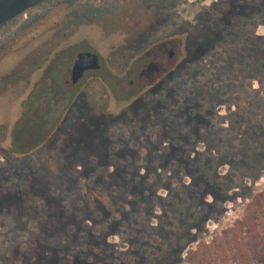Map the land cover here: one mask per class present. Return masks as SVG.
I'll return each instance as SVG.
<instances>
[{
    "label": "rangeland",
    "instance_id": "rangeland-1",
    "mask_svg": "<svg viewBox=\"0 0 264 264\" xmlns=\"http://www.w3.org/2000/svg\"><path fill=\"white\" fill-rule=\"evenodd\" d=\"M79 51L100 69L72 84ZM262 190L264 0H46L0 26V264H185Z\"/></svg>",
    "mask_w": 264,
    "mask_h": 264
},
{
    "label": "trees",
    "instance_id": "trees-1",
    "mask_svg": "<svg viewBox=\"0 0 264 264\" xmlns=\"http://www.w3.org/2000/svg\"><path fill=\"white\" fill-rule=\"evenodd\" d=\"M185 264H264V190L245 205L243 216L220 238L200 240Z\"/></svg>",
    "mask_w": 264,
    "mask_h": 264
},
{
    "label": "water",
    "instance_id": "water-1",
    "mask_svg": "<svg viewBox=\"0 0 264 264\" xmlns=\"http://www.w3.org/2000/svg\"><path fill=\"white\" fill-rule=\"evenodd\" d=\"M44 1L46 0H0V26ZM168 56H171V52ZM98 68L99 63L96 54L89 52L77 54L70 74L71 83L75 84L84 71L97 70Z\"/></svg>",
    "mask_w": 264,
    "mask_h": 264
},
{
    "label": "flooded vegetation",
    "instance_id": "flooded-vegetation-1",
    "mask_svg": "<svg viewBox=\"0 0 264 264\" xmlns=\"http://www.w3.org/2000/svg\"><path fill=\"white\" fill-rule=\"evenodd\" d=\"M42 3H43V2H42ZM35 7H36V6H35ZM35 7H33V8H35ZM33 8H30V9L26 10L24 13H22V15H25L28 11L32 10ZM84 52H89V51H79V52H77V53L75 54L74 58L76 57L77 54H79V53H84ZM89 53H92V52H89ZM92 54H96V53H92ZM96 55H97V54H96ZM97 57H98V55H97ZM74 58H73V61H72L71 70H72V66H73ZM98 63H99V57H98ZM99 69H100V63H99V68H98L97 70H99ZM71 70H70V71H71ZM90 71H96V70H88V71H84L83 74H82V76H83L85 73L90 72ZM70 74H71V72H70ZM141 75H142V74H139L137 78L140 79ZM82 76H81V77H82ZM81 77H80V78H81ZM70 80H71V78H70ZM77 82H78V81H77ZM77 82H76V83H77ZM76 83H75V84H76ZM130 83L132 84V82H130Z\"/></svg>",
    "mask_w": 264,
    "mask_h": 264
}]
</instances>
